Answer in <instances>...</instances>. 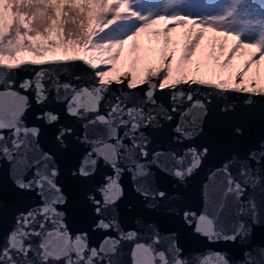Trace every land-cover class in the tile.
Wrapping results in <instances>:
<instances>
[{"label": "snow or ice", "instance_id": "snow-or-ice-1", "mask_svg": "<svg viewBox=\"0 0 264 264\" xmlns=\"http://www.w3.org/2000/svg\"><path fill=\"white\" fill-rule=\"evenodd\" d=\"M74 64L86 75L61 79ZM25 68L33 74L18 80ZM201 90L264 100V0H0V169L39 198L13 213L0 264H264V243H254L264 231V138L208 169L199 213L163 183H186L210 155L192 143L210 103ZM33 102L40 111L28 122ZM165 125L169 142L149 131ZM45 127L55 129L54 147L41 144ZM73 139L84 150L71 175L90 183V223L76 232L62 210L69 195L58 162ZM130 195L210 243L239 242L242 258L215 248L185 254L175 231L139 214L127 226ZM91 233L101 234L95 244Z\"/></svg>", "mask_w": 264, "mask_h": 264}, {"label": "water", "instance_id": "water-1", "mask_svg": "<svg viewBox=\"0 0 264 264\" xmlns=\"http://www.w3.org/2000/svg\"><path fill=\"white\" fill-rule=\"evenodd\" d=\"M34 69L25 68L17 72L16 78L22 79L25 76L32 75ZM61 79L70 80L74 75L85 76V70L82 65L74 64L61 70L59 73ZM210 90H201L199 96L205 98L208 103V114L204 118V133L196 137L192 143L205 144L210 146L211 152L205 165L200 171L187 180L182 185H175L170 178H165L163 183L170 191L178 192L182 198V206L199 213L203 209V188L205 177L209 168L219 165V163L232 153H244L250 147L264 138V100L257 98L251 105L244 103V97L239 94L220 95ZM161 103H168V93L165 91L160 94ZM47 107L55 108L62 113L63 123H74L64 114V106L51 101ZM228 107V111H224ZM40 111V107L35 105L27 113L28 122H33L34 113ZM171 126L165 125L162 130H149L161 141L169 142L171 137ZM241 128L243 134L238 135L234 132L235 128ZM54 128L45 127L41 135V144L45 148L54 147L53 132ZM178 147V146H177ZM84 150L73 139L72 147L69 151L58 153V162L63 169L60 182L64 185L69 195L67 205L62 210L66 213V222L73 232L87 229L90 223L86 208L85 194L88 192L90 183L84 180L74 178L71 171L74 168L77 158ZM35 193L21 192L16 189L8 177L7 165L0 169V204L3 205V216L0 220V236L8 230L12 224L13 213L18 209L23 210L38 201ZM124 222L127 226L132 224L133 218L139 214L146 221L156 222L164 231H175L178 236L179 245L183 248L185 254L196 253L205 249H223L229 253L233 260H240L244 246L239 242L232 243H210L205 237L195 233L193 227L184 224L183 221L175 215L160 214L146 209L143 204L134 196L124 202ZM131 208L132 211L128 209ZM91 241L97 243L101 238L100 233H91ZM254 243H264V231L257 229Z\"/></svg>", "mask_w": 264, "mask_h": 264}]
</instances>
